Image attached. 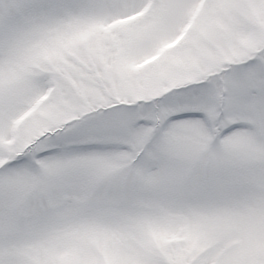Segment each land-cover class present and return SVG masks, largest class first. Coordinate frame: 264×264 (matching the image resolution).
Returning a JSON list of instances; mask_svg holds the SVG:
<instances>
[{
	"label": "snow or ice",
	"instance_id": "obj_1",
	"mask_svg": "<svg viewBox=\"0 0 264 264\" xmlns=\"http://www.w3.org/2000/svg\"><path fill=\"white\" fill-rule=\"evenodd\" d=\"M0 264H264V0H0Z\"/></svg>",
	"mask_w": 264,
	"mask_h": 264
}]
</instances>
